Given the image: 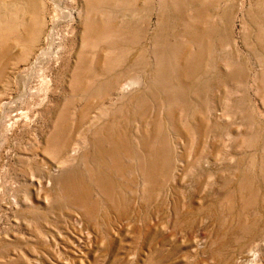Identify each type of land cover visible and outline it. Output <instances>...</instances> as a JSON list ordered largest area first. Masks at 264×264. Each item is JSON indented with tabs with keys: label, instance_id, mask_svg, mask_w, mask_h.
Segmentation results:
<instances>
[{
	"label": "rangeland",
	"instance_id": "374dc122",
	"mask_svg": "<svg viewBox=\"0 0 264 264\" xmlns=\"http://www.w3.org/2000/svg\"><path fill=\"white\" fill-rule=\"evenodd\" d=\"M0 264H264V0H0Z\"/></svg>",
	"mask_w": 264,
	"mask_h": 264
},
{
	"label": "bare ground",
	"instance_id": "6f19581e",
	"mask_svg": "<svg viewBox=\"0 0 264 264\" xmlns=\"http://www.w3.org/2000/svg\"><path fill=\"white\" fill-rule=\"evenodd\" d=\"M133 82H134V81H133ZM124 84H125V83H124ZM128 84L130 85V84H132V83L130 82V83H128ZM128 84H127V85H128ZM134 84H136V83H133V85H134ZM127 85H124L123 87L126 88ZM127 88H129V87L127 86ZM251 255H252V254H251ZM252 256H253V255H252ZM253 260H254V259H253Z\"/></svg>",
	"mask_w": 264,
	"mask_h": 264
}]
</instances>
